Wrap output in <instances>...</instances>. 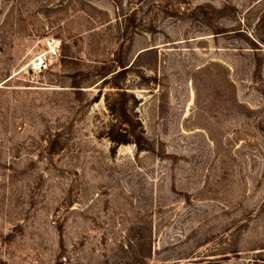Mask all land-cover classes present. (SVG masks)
Masks as SVG:
<instances>
[{"label":"rangeland","instance_id":"374dc122","mask_svg":"<svg viewBox=\"0 0 264 264\" xmlns=\"http://www.w3.org/2000/svg\"><path fill=\"white\" fill-rule=\"evenodd\" d=\"M0 264H264V0H0Z\"/></svg>","mask_w":264,"mask_h":264},{"label":"built area","instance_id":"2783aa9c","mask_svg":"<svg viewBox=\"0 0 264 264\" xmlns=\"http://www.w3.org/2000/svg\"><path fill=\"white\" fill-rule=\"evenodd\" d=\"M56 56H58V48L54 44H50L46 54L38 57L36 68L39 71L46 70L48 68L49 61Z\"/></svg>","mask_w":264,"mask_h":264},{"label":"trees","instance_id":"16d2710c","mask_svg":"<svg viewBox=\"0 0 264 264\" xmlns=\"http://www.w3.org/2000/svg\"><path fill=\"white\" fill-rule=\"evenodd\" d=\"M122 70H124V69H122ZM122 70H121V71H122Z\"/></svg>","mask_w":264,"mask_h":264}]
</instances>
